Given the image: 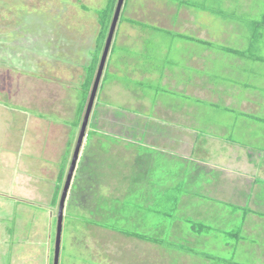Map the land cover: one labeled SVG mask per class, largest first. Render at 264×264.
Listing matches in <instances>:
<instances>
[{"label": "rangeland", "instance_id": "374dc122", "mask_svg": "<svg viewBox=\"0 0 264 264\" xmlns=\"http://www.w3.org/2000/svg\"><path fill=\"white\" fill-rule=\"evenodd\" d=\"M110 1L0 0V264H48V258L49 264H55L59 205L89 105L84 102L86 68L91 66L100 46L98 12ZM182 8L187 9L183 10L186 24L180 17ZM208 8L224 14L202 10ZM263 15L264 0H126L88 129L89 137L92 131H109L108 135L90 138V146L85 141L65 212L61 264H264L263 197L253 203L254 209L258 207L257 215L246 219L242 211H232L230 207L229 213L220 214L217 194L192 200L197 218L188 217L187 211L170 213L174 200L151 201L157 197L158 187L154 190L145 184L144 172L146 177L162 182V189L183 190L184 186L176 185L185 180L189 166L173 158L178 162L175 166L172 159L160 153L152 156L155 161L146 173L150 157L146 153L150 152L142 145H122L115 135L117 128L107 121L114 115L119 119H138L137 114L144 113L158 124H171L169 112H163L166 108L182 111L192 105L195 116L191 123L201 129L211 127L207 117L214 119L215 128L220 120L229 125L234 119L229 114L197 104L193 98L190 101L178 93L168 96L158 90L159 79L155 76L162 69L171 70L172 62L184 67L194 55L209 51L210 56L220 60V78L227 79L226 91L236 94V111L251 96L262 101L263 109L256 115L260 122L251 120L249 125L255 131L252 139L264 147V65L221 50L226 47L247 52L252 42L248 25L260 21ZM127 20L141 25L131 26ZM201 25L208 31L207 44L211 49L176 37H199L194 32L200 33ZM158 26L162 31H158ZM107 40L102 41L100 62ZM259 44L264 57V39ZM206 61L204 74L200 75L212 78L218 61L213 62L214 67ZM39 65L42 76L53 81L32 76L31 70H39ZM193 72L179 69L178 81L186 87L187 78L199 76ZM145 74L151 77L146 78ZM143 77L146 79L141 81L139 78ZM27 90L30 93L26 95ZM40 91L43 99H39ZM158 101H163L166 108L157 111ZM220 102L225 103L223 97ZM81 119L80 127L72 132ZM8 135L5 144L2 139ZM227 137L237 141L250 139L231 129ZM26 140L32 144H23ZM132 140L137 139H129ZM93 148H100L101 153L91 154ZM88 157L92 171L96 169L91 177ZM63 168L65 177L60 183ZM143 188L148 193L154 190L153 195L143 196L139 193ZM120 196L125 200L120 201ZM187 202L185 205L191 199ZM148 206H154L156 213L146 212ZM244 225L248 229L238 242L220 234V230L240 232ZM137 236L150 243L140 242ZM227 243L232 244V250Z\"/></svg>", "mask_w": 264, "mask_h": 264}, {"label": "crops", "instance_id": "0c3cea01", "mask_svg": "<svg viewBox=\"0 0 264 264\" xmlns=\"http://www.w3.org/2000/svg\"><path fill=\"white\" fill-rule=\"evenodd\" d=\"M184 3L187 7L190 6L192 7V9H197L193 6V4L187 5L186 2ZM183 10L187 9H180V12H182L180 17L182 18V22L186 24V20L183 19ZM202 10L206 11V13L210 12L212 14L219 15V12L211 10L209 8ZM201 26L202 28L200 29V33L194 32L199 34V37H193L185 34H178L176 37L179 38V40L181 41L189 42L192 45L197 44L199 46H203L209 49L210 45L207 44L210 40L208 31L205 27H203V25ZM157 29L158 31H162L159 30V26L157 27ZM203 31H205L206 34L202 33ZM163 32L170 34V32H166L164 30ZM239 52L246 53V51L244 50H239ZM226 54L232 56V54ZM236 57L240 59H246L241 58L240 56ZM212 59H215V57L210 56L209 51H206L201 55H194L193 60L184 67H180V64L177 62L176 64L172 62L171 70H166V68H164L161 70V73L159 72L155 76L159 79V85H157L159 87L158 90L165 92L168 96L178 93L180 96H183L186 99H190V101H193L194 99L197 104L206 105L207 107L217 111L218 113L223 112L225 114H229L234 117V119L231 118L229 125H225L220 120V122L216 125L217 128H215L214 119L207 117L206 121L212 122L211 127L201 129L200 127L191 123L195 116V112L192 109V105H189V107H184L186 108L185 110H183V108L182 111L180 109L174 111L173 108H166V106H164L165 104L163 103V101L156 102L155 106L157 107V111L162 107L166 108V111L163 112H169V118H172V120H170L171 124H164L163 122H159L158 124L157 120L148 118L150 117V115L144 113L142 115L137 114L138 119L130 117L128 118V120H125L124 118L119 119V117L114 115V118L107 119V121L113 126L114 129L117 128V134L115 135L118 137L117 140L120 141L122 145H125V147H127V145H142L141 148L150 152L146 153L150 154L148 160L149 165H147L148 168L146 173L149 171V169L151 170L153 162L155 161L153 160L152 156H159L160 153L162 156L167 155L170 159H172V164L175 166H177L178 163L177 160H175L176 158L181 161H184L189 166V173L186 172L185 180H180V182L176 185L177 187L178 185L184 186L183 190H177V188L174 190L172 187L170 189H162L160 188L162 182L154 180L153 177H146L144 172L143 177L145 184H147L150 188L152 187L154 190L155 186L158 187L157 190L159 193L157 197H153L151 201H158V199L160 198L174 200L175 207L174 209L170 210L171 213H184L187 211L188 217L197 218L195 213L197 212V207L191 204L193 203L192 200H204L207 199L206 197H204V195L217 194V200L220 203V214L224 212L229 213L228 209L230 207L232 211H242L244 213V219H246V217L250 218L252 216L257 215L256 210L258 209V207L254 209L253 203H256L257 198L259 197L264 198V147H262V145L257 144L256 140L252 139L254 135L253 133L255 131L251 130L252 125H249L251 120L254 123L260 122L256 115L260 114L263 109V107L261 108L262 101L259 98L258 100H256L255 97L251 96L248 99L242 101L240 110H237L239 112L234 113L237 112L233 108L235 106L234 103L236 99V94H232L226 91L225 85L227 79L220 78V60H218L219 58L215 59L214 61ZM206 60H208L209 63L212 62L213 67L215 66V63L213 62L218 61L217 71L213 74L212 78L200 75L204 74V66L207 65L204 62H207ZM256 63L259 65H264L263 63L259 62ZM38 68L39 70H36L35 72L31 70L30 73L32 74V76H42L43 68L40 65ZM183 68H185L187 71L191 70L192 74L194 73L193 70L195 72H198L197 74H199V76L194 77V79L192 78L190 80V78H187L184 84L186 87H184L178 81L179 77L177 75L179 69L181 70ZM144 76H146V78L151 77L150 75L146 74ZM146 78L143 77L139 79L141 81H144ZM43 79L44 81L47 80L48 82L53 81V79H49L43 76L38 77L37 80L43 81ZM161 86L163 88H161ZM29 90L26 91V95L30 93ZM42 95L43 92L40 91L39 99H43ZM222 97L224 98L225 103L220 102V98L222 99ZM214 102L218 104L220 103V108L218 107V104H215ZM21 111L24 113L25 116L29 115V112H27L26 110ZM102 115H104V113ZM104 117L109 118L110 115H104ZM41 121H43V119ZM47 123L49 124V122ZM154 123L156 124V126H154ZM262 124L264 125V120H262ZM26 127H28L29 132H32L30 125H27ZM75 128H77V126L72 128L71 131L73 132V129L75 130ZM248 128H250V130H248ZM230 129L233 132L237 130L241 134L244 133V135L249 136L250 139L244 141H237L228 138L227 133ZM23 130L25 133L26 128H24ZM107 131L109 130H99V132H95L94 136L91 135L90 137H88L87 142L89 143V146L91 142L90 138H94L96 134L101 136L108 135ZM110 132L112 133V131ZM8 138L9 135L4 140L2 139V141L6 144ZM129 139L137 140L129 141ZM23 144H32V142H28V140H26L23 142ZM121 144L118 143V145ZM89 146L88 150H90ZM21 150L24 151V146L21 147ZM97 152L101 153V149H94L90 153L96 154ZM115 154L116 153L114 152V154L112 155L114 156ZM89 157L88 162L91 165V177V175L94 174V171H96V169L92 171V163L89 160ZM25 160V157H23V161ZM65 164L66 163H64V165ZM128 166H130V164ZM108 170L109 169L107 168V171ZM135 179L137 180V182L140 181L137 178ZM99 182L101 181L99 180ZM106 183L112 184V182ZM116 185L117 184L114 182L113 186L115 187ZM140 190L141 192H138L143 194V196L145 197L146 195H153L154 192V190L151 193L145 192V188ZM137 196L140 197V195L138 194ZM118 197L119 196H117V198ZM120 197V201L125 200H122V196ZM188 198L191 199V202L189 205H185V203L188 201ZM140 202L143 203V200H140ZM232 203L242 204L243 206H235ZM146 209L148 210L146 212L154 214L156 213L154 211V206H148ZM187 223H189V221H187ZM193 229L194 226L192 224L191 231H193ZM247 229L248 228H246L245 226V228L243 230H240V232H227L222 230L224 233H221L220 230V234H225L226 237L231 238L232 240H236L238 242L241 239H244L243 237H241V235L244 233L243 231ZM137 239L140 242L145 243V241H142L139 238ZM227 246L230 248V250L233 249L231 243H227ZM181 253L186 254L188 257H190V254L187 252ZM21 256H23V254H21ZM25 262L26 260H23V263ZM225 263L234 264L232 261H228Z\"/></svg>", "mask_w": 264, "mask_h": 264}, {"label": "trees", "instance_id": "16d2710c", "mask_svg": "<svg viewBox=\"0 0 264 264\" xmlns=\"http://www.w3.org/2000/svg\"><path fill=\"white\" fill-rule=\"evenodd\" d=\"M118 3H119V0H111L109 5L104 10L98 12V19H99L100 26H101V33H100L99 38H98V40H99L98 43H100V46L96 50L95 55H93L94 58H93V61L91 63V66L86 68V82H85L86 90L84 92L85 104H87V103L89 104L88 101H89V96H90V88L92 89L96 74L98 73V68H99L100 63H101L100 62V54L103 52V49H101L102 41L106 42V40H107V36L111 30L110 28L112 26V23H113V20L115 17V13L117 10ZM223 14L224 13L220 12L219 15H223ZM223 18L228 19V16L224 15ZM126 22H128L132 26L141 25L140 23H138L136 21L127 20ZM248 27L250 28V30L252 32V38H251L252 42L249 45L248 52L241 53V52L236 51L235 49H230V48H226V47H224V49H221V50H224L225 53H228V54L240 56L243 58L252 59L256 62L264 64V57H261L262 52H260L261 49H260V44H259L264 39V15L260 18V21H254L253 23L248 25ZM98 43H97V45H98ZM115 50L116 49L114 48L112 54L115 53ZM247 53L248 54L250 53L251 56L249 57ZM86 108H88V105ZM93 112H94V110H93ZM91 119H92V117H91ZM81 123H82V119H81L80 123H79V121L77 122V124H76L77 127H80ZM94 134H95V132L92 131L91 135L94 136ZM88 137H89V131H87V139L86 140H88ZM68 156H69V152H68ZM66 162H67V159H66ZM65 171H66V168H63L61 171L60 183H62L64 180ZM86 176L88 177L89 175L87 174ZM58 196H59V193H57L56 199L58 198ZM55 203H56V201H55ZM158 209H159V207H158ZM137 238L141 239L142 241L148 242L147 238H145V237L137 236ZM152 242H154V241H152Z\"/></svg>", "mask_w": 264, "mask_h": 264}, {"label": "water", "instance_id": "95a60500", "mask_svg": "<svg viewBox=\"0 0 264 264\" xmlns=\"http://www.w3.org/2000/svg\"><path fill=\"white\" fill-rule=\"evenodd\" d=\"M126 0H119L117 10L115 13V17L111 26V31L109 34V38L107 40L106 49L104 51L102 61L100 64V68L98 71V75L95 81L94 89L91 95V99L89 101V105L87 108V112L83 121L81 133L78 139V143L76 146V150L74 153L72 165L66 180V184L63 190V194L61 197L60 205H59V215H58V226H57V239H56V251H55V264H61V255H62V235L64 230V218H65V211L67 202L69 199V194L72 189L75 173L78 169V164L81 158V153L85 144V141L87 139V131L90 125V120L93 114V110L98 98V94L101 88L102 80L104 77V73L108 64V60L112 51V46L114 43L116 31L122 16V12L125 6Z\"/></svg>", "mask_w": 264, "mask_h": 264}, {"label": "clouds", "instance_id": "9594fccd", "mask_svg": "<svg viewBox=\"0 0 264 264\" xmlns=\"http://www.w3.org/2000/svg\"><path fill=\"white\" fill-rule=\"evenodd\" d=\"M83 149H84V147H83ZM83 151V150H82ZM81 155H82V153H81ZM74 157V156H73ZM82 158V157H81ZM81 158H80V160H81ZM73 161V160H72ZM79 163H80V161H79ZM71 165H72V162H71ZM70 168H71V166H70ZM78 170V169H77ZM69 171H70V169H69ZM77 172V171H76ZM75 176H76V173H75ZM75 178L76 177H74V180H75ZM73 183H74V181H73ZM66 184V183H65ZM72 187H73V185H72ZM72 190V189H71ZM70 195V194H69ZM69 200V199H68ZM67 207V206H66ZM66 212V211H65ZM58 215H59V212H58ZM57 226H58V223H57Z\"/></svg>", "mask_w": 264, "mask_h": 264}]
</instances>
